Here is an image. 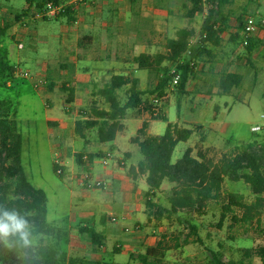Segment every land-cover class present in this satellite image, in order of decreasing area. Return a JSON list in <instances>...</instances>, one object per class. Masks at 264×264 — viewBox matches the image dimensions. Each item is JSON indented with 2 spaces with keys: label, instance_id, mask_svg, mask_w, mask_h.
<instances>
[{
  "label": "rangeland",
  "instance_id": "374dc122",
  "mask_svg": "<svg viewBox=\"0 0 264 264\" xmlns=\"http://www.w3.org/2000/svg\"><path fill=\"white\" fill-rule=\"evenodd\" d=\"M28 1L0 0V16L5 20L10 17L16 19V15L25 16L24 9ZM37 1L33 0L34 4ZM102 1L106 2L104 6L100 5ZM254 1L233 0V3L228 6L229 11L227 12L225 9L224 12L230 17L243 14L245 15L244 19L248 16L256 18L257 15L252 10L256 4ZM96 4L100 9L96 12L94 8H91L93 9L91 10L92 15L84 17L79 25L68 22L66 18L31 22L29 29L34 31L36 36L25 39V49L31 48L32 56H36L37 59L48 60L49 64L44 68L35 65L36 62L34 61V64L22 62L20 66L34 72L45 69L48 76L52 74L57 77L62 85L70 82V79L61 76L60 73L67 70L71 74L73 71V66L66 63L68 58L78 56L80 61L93 57L105 59V56L110 52L111 54L115 53L122 60L128 58L129 63H132V58L144 51H149L151 54L153 52V54L165 53L166 41L175 38L179 29L192 27L198 33L207 16L206 7L203 14L196 15L193 19L186 18L185 14L190 7V0H97ZM216 22L219 23L220 18H217ZM84 35L93 38V44L88 51L80 50L77 46L78 41ZM64 38L70 40L67 45L66 57L63 56L65 54L63 51L49 52L55 45L61 48V42ZM193 39L197 41V35ZM104 45L107 46L106 49ZM149 45H153L155 48L147 50ZM8 57L9 64L16 60L12 52ZM3 63H6L4 50L0 49V100L11 103L12 118L17 121L19 133L22 135L21 163L24 172L29 182L35 188L44 191L47 196L48 223L69 231L70 242L66 247L68 256L87 257L92 260L119 264H143L147 250L155 248V251L150 254L148 264H213L212 251L217 252L224 261L235 260L242 264H262L257 255V250L264 244V216L261 224H258L256 219L250 223L235 222L233 214L228 215L223 222L221 221L222 206L226 202L225 195L227 193L243 194L248 204L255 201V196L250 188L243 182L226 181L223 187L224 196L218 201L208 203L204 216L185 211L161 221L155 219L148 221L147 210L144 206L146 198L142 194L135 201L132 216L125 217V215L111 213L113 215H108L104 223H101L95 216L83 219L77 207L78 198L82 196L84 191L83 187L100 191H105V188H88L86 185L75 187L71 182L60 180L55 175L53 170L54 154L49 143V133L54 129L49 126L46 118L47 115H52L62 122L69 120L70 116L67 114H75L79 118L81 111L89 106V102L86 101V104H82L80 109L73 107V109L66 110L65 108L64 110L62 102L66 100L67 94L63 89L52 84L50 80L43 91L37 90L32 81L20 77L11 79L14 86L12 88L7 87ZM200 68L201 66L198 67V70ZM262 75L264 76V72ZM261 78L255 87L252 86L254 87L252 89H248L251 87L248 82L241 86L243 100L235 102L232 112L230 114L226 112L224 116L225 119L228 117L227 120L231 122H248L243 126L241 133H239L238 142L233 143L234 145H247L252 142L264 144V77ZM156 81V75L148 72L141 78L140 88L147 92L153 88ZM169 91L176 100L178 97L177 89L174 88V90L170 89ZM43 92L45 94L56 93L53 101L49 97H45ZM119 95L120 100L124 102L127 99L126 89H122ZM145 97L154 102L152 96L146 95ZM169 100L162 98L160 103H153L155 111L158 112L165 104L164 114L169 122H177L179 115L184 118L192 117L187 109L186 98L182 100L180 109L174 100L168 105ZM44 102L48 103V108H53L47 109ZM100 105L107 108L103 100H101ZM144 114L146 112L129 110L126 120L127 122H135L141 119ZM149 117L151 120L150 115ZM205 119H210L208 114ZM127 122L124 134L128 137L134 136L135 128ZM154 122L155 131L158 128L159 133L163 135L167 123L161 120ZM257 125L262 128V131L252 133L251 127ZM191 144L192 140L189 144L180 143L174 152L173 162L180 159L185 149ZM104 145L108 144L98 143L97 146L102 147ZM234 145L228 147L227 153L230 154L233 151ZM74 146L78 150L88 148L81 140L74 141ZM129 146L137 150V146L130 143ZM95 148L96 146L91 147V149ZM137 154L142 157L139 151ZM221 157L222 154H215L210 158L218 161ZM74 166L78 174L90 173L86 171L85 167ZM174 186L175 184L165 181L153 201L163 207H169L168 197ZM235 215L238 219L243 218L241 211L236 210ZM190 224L197 226L198 235L192 234ZM82 225H96L98 230L105 231L107 239L105 251L102 254H95L92 251L89 237L87 235L82 236L78 232L79 226ZM198 238L201 242H198ZM48 241H57V238L54 237L49 240L44 236H38L32 239V243L35 245L48 243ZM116 247L121 249V254H115ZM247 250H250L248 255Z\"/></svg>",
  "mask_w": 264,
  "mask_h": 264
},
{
  "label": "trees",
  "instance_id": "16d2710c",
  "mask_svg": "<svg viewBox=\"0 0 264 264\" xmlns=\"http://www.w3.org/2000/svg\"><path fill=\"white\" fill-rule=\"evenodd\" d=\"M48 2L59 3V0H39L36 5L43 7ZM28 3L29 6L24 9V14H28L33 6L31 1ZM231 3L232 0H190V7L185 14L188 19L203 14L207 7V16L199 31L200 43L204 47L198 44L190 48L195 30L179 29L175 38L166 41V54L141 53L133 59L139 70L158 73V82L154 88L144 92L139 89L138 79L123 75L113 76L109 84L94 92L93 97L96 99L81 111L80 117L75 121L76 136L85 140L87 132L96 131L98 141L102 144L114 142L118 133L124 130L123 121L129 110H144L150 114L152 120L167 123L163 135H150L148 134L149 123L144 122L136 136L130 140L131 144L139 148L143 157L137 166L130 167L129 175L133 179L141 175L146 176L149 188L144 196L148 221L152 219L161 221L185 211L204 216L208 203L218 201L224 196V183L229 181L243 182L247 185L255 196V201L248 204L243 194L227 193L226 202L222 206L221 221L223 222L228 215L233 214L235 222L250 223L256 219L258 224H261L264 216V144L252 142L235 146L230 154H224L218 161L208 158L201 149H198L194 155L193 148H188L180 159L173 162L172 158L177 145L187 142L193 130L181 128L177 123L169 122L163 111L156 112L155 107L144 100L146 95L154 96L156 99L166 97L173 82V70L180 76L176 85L177 93L184 94L195 69L190 65V60H183L184 56L190 51L194 57L200 58L210 54L206 46H220L221 34L228 22V15L224 11ZM74 14L72 8H67L55 19L66 18L72 23L75 21ZM21 17L22 15H16V21H20ZM217 18H220L219 23L216 22ZM239 27L243 32L244 21L241 19H239ZM9 29L10 25L0 16V44L6 38ZM88 43L89 39L82 38L79 47L86 48ZM257 43L252 37L248 38V45L244 47L248 57L254 53ZM165 62L171 67H165ZM5 69V72L13 74V70L7 64ZM47 80L49 81L48 78ZM242 80L239 74L226 73L221 77L219 86L224 94H228L232 89L239 87ZM126 87L128 88L127 99L122 102L119 91ZM63 91L67 94L66 105L73 104L74 89L65 85ZM99 99L104 101L107 108L100 105ZM12 115L11 103L0 100V216L5 212H15L25 219L28 222L31 241L38 236H44L49 240L56 237L57 241L38 245L31 243L25 246L19 234L9 235L7 238L0 237V264H119L87 257L68 256L66 247L70 242L69 231L63 227L51 225L47 221V196L27 179L21 163L22 135ZM85 157L88 163H92L94 159L103 157V154H76L77 164H85ZM57 169L58 166L54 164L55 175L63 180L64 175L58 174ZM165 181L175 184L168 197L169 207H163L153 201ZM236 210L243 212V218H237ZM189 227L193 235H198L197 226L190 224ZM78 232L89 237L95 254H102L105 251L107 239L105 231L98 230L95 226L82 225L79 226ZM198 242H201L200 238ZM115 250V254H121L120 248L116 247ZM154 251L155 248L147 250L143 264H148L150 254ZM246 253L248 255L250 250ZM211 255L213 264H242L235 260L224 261L217 252L212 251ZM257 255L264 264V244L257 250Z\"/></svg>",
  "mask_w": 264,
  "mask_h": 264
},
{
  "label": "crops",
  "instance_id": "0c3cea01",
  "mask_svg": "<svg viewBox=\"0 0 264 264\" xmlns=\"http://www.w3.org/2000/svg\"><path fill=\"white\" fill-rule=\"evenodd\" d=\"M29 1L32 2L33 6L36 5L34 4L35 2H33V0ZM64 1L65 0H59V2ZM254 2L256 4H254L255 6L252 10H254V13L257 15L256 18L264 19V0H255ZM96 3L97 0H89V4L82 5L78 9L74 10V25H79L83 21L84 17L86 18L91 16V10H93L91 8H94V10L97 12L100 7ZM101 4L104 6L106 2L102 1V3L100 2V5ZM28 6L29 3L27 2L26 7ZM226 9L228 12V6ZM243 11H245V9H243ZM227 15L229 16L228 22L223 33L221 34L222 41L220 46H206V48L210 50V54L204 55L200 58L194 57L192 53L189 52L186 54V56H184L183 60L187 59L190 60V63H195L194 73L189 79V83L184 94L177 93L178 97L175 100L169 93V90L171 89L170 87V89L167 91L166 97H164L170 99L168 105L174 100L179 109L181 107L182 100L184 98L187 99V109L192 114V117L184 118L179 115L178 121L171 123H177L181 128L193 130L191 138L187 142H182L189 144L192 140V144L189 145L185 151L188 148H193V154L196 155L197 150L201 149L204 151V153H206L208 158L215 154H222V156L224 154H229L227 153L229 149L228 147L230 145H234L233 143L238 142L239 133H241L243 126H245L248 122H231L227 120L228 117L225 119L224 116L226 112L229 114L232 112L235 102H241L243 100V89L240 90V88L245 82H248L251 86L248 89H252L259 82L260 77H264L262 75L264 72V26L260 27L252 34V39L256 40L258 43L252 56L248 57L242 45L244 36L241 31V27H239V19L244 21L245 15L240 14L236 17H230L229 14ZM4 22L10 25V29L6 38L0 44V49L4 50V59L6 60V63H3L2 66L5 73L4 77L7 79L6 85L7 87L12 88L14 83L11 82V79H15V77L13 74H11V72H5V64H7L9 68L13 70V67L16 64H21L22 62L34 64L35 61V65H40L45 68L49 64V61L45 59H37L36 56H32L31 48L26 50L25 44L24 49L20 50L18 48V44L20 42L23 41L24 43L26 38L36 36L34 31H31L30 29L28 31L23 30L20 23L18 25V22L20 21L17 22L16 19L11 17L6 20L4 19ZM195 35H197L199 40V32L195 33ZM82 38L89 39V43L86 48L79 47V42L82 40ZM82 38L78 41L77 46L80 50L88 51L91 49L93 44V38L89 35H84ZM192 39L190 48L198 45V40L194 41V39ZM69 41L70 40L64 38L61 42V48L55 45L49 50V52L56 53L57 51H63L65 52L63 56L66 57V54L68 53L67 45ZM104 47L105 49L107 48L105 45ZM150 48H155V46H147V50ZM11 52L13 53V56L16 58V60L9 64L10 62L8 56ZM142 53L151 54L149 51H144ZM161 54H166V50L165 53L161 52ZM136 56H134L132 59H134ZM66 63L73 66V71L71 74L67 70L62 71L60 75L70 79V82L63 83L61 85V82L57 77L53 76L52 74H49L48 76V73H46L47 78L57 88L63 89L66 85L69 88H73L75 91L74 103L69 105L71 108H68L69 106L66 105V100H63L62 103L64 110L65 108L66 110L73 109V106L82 107V104H86V101H88L90 105L92 100L96 99L93 97L94 92L109 84L111 78L116 75H123L138 79L139 89L144 91L140 88V80L149 72L139 70L133 60L132 63H129L128 58H123L122 60L116 56L115 53L111 54L110 52L105 56V59H97L93 57L89 58L88 60L84 59L80 61L77 56L66 59ZM164 66L171 67L170 64L166 62L164 63ZM199 66H201L200 70H198ZM239 68L241 69L239 70ZM152 73L156 75L158 80V73ZM226 73L239 74L243 78L241 85L232 89L228 94H224L219 86L221 77ZM157 82L158 81H156L153 88L156 86ZM125 89L127 90L128 88L126 87ZM244 89L247 88L244 87ZM55 95L56 93H48L45 94V97H49V99L53 101V97ZM152 97L154 102L147 99L146 97H144V100L148 101L152 105H154L153 103H155V100H158L157 103H160L161 99H156L154 96ZM100 102L101 100L99 99V103ZM45 107L47 109L53 108H48V106ZM165 107V104L162 105V108L158 110V112L163 111L164 113ZM138 112L142 113L145 111L141 110ZM148 114L149 113L146 112V114H144L141 119L136 120L135 122H127L126 116L124 120L125 122L123 121L124 130L118 133L114 142L105 143L108 145H104L102 147L97 146L100 142L98 141L96 131L87 132L85 140L76 136L75 121L77 120V117L75 114H67L70 116V118L66 122L59 121L52 115H47V123L54 129L49 133V143L54 154L53 166L55 164L56 156H58L64 169L63 180L71 182L75 187H83L84 183H82V178L84 173L78 174L74 166L78 165L76 162V154H103V157L94 159L92 163H88L85 157V164L78 165L85 167L86 171L90 172V180L86 182V186H88V188H90L89 186L95 181H103L106 183L105 191L85 189L83 187L84 191L82 192V196L78 198L77 206L79 214L83 219L95 216V218H98L101 223H104L106 217H108V215L111 213H117L118 215H125V217H128L132 214L135 201L142 194L144 196V193L148 190L149 187L146 181V176L141 175L136 179H133L129 175L130 167L137 166V164L143 159V157H139L137 154V151H139L138 147L136 150L135 148L129 146V143L131 144V138L136 136L137 131L142 128L144 122L149 123L148 134L161 135L158 128L156 129L157 131H155V122L152 119L150 120V114ZM207 114L208 118H210L208 120L205 119ZM221 114L222 117H220ZM126 122L134 126V136L128 137L124 134V131L126 130ZM252 128L253 127H251L250 131L252 133H256L252 131ZM76 140L83 141L84 145L88 148L82 150L76 149L74 146V141ZM92 146H96V148L91 149ZM235 146L240 145L235 144L234 147ZM85 235L86 234H83L82 236Z\"/></svg>",
  "mask_w": 264,
  "mask_h": 264
},
{
  "label": "built area",
  "instance_id": "2783aa9c",
  "mask_svg": "<svg viewBox=\"0 0 264 264\" xmlns=\"http://www.w3.org/2000/svg\"><path fill=\"white\" fill-rule=\"evenodd\" d=\"M89 4V0H65L64 2L54 3V2H48L43 7H38L37 5L32 6L29 10V13L23 16V18L20 20L21 28L25 31L29 30V24L31 22H35L38 20H52L57 17H59L67 8H72L73 10L78 9L80 6ZM264 26V19L263 18H254L251 16H248L244 19V29H243V47L248 45V38L252 36L254 32H256L260 27ZM191 44V42H190ZM198 44L203 48L204 45L200 43V39L198 40ZM18 48L20 50L24 49V43L20 42L18 44ZM189 53H192L189 51ZM190 65L193 67L195 65L194 62H191ZM172 74L174 75L173 82L171 85V90H174L176 88V85L178 84L180 80V76L178 73L175 72V70L172 71ZM13 76L15 78L20 77L24 80H30L33 82L34 87L39 90L43 91L44 87L47 85V74L45 70H39L37 72L24 69L20 66V64H16L13 67ZM155 102H158V100H155ZM45 106H48V103H44ZM75 107V106H73ZM68 108H71L70 106ZM76 109H80L79 106L75 107ZM262 128L260 126H256L252 128L253 132H260ZM87 160V158H86ZM55 164L58 166L57 173L60 175H64V169L62 162L58 156H56ZM85 175L82 178V183L86 185V182L90 180L89 174L84 173ZM90 188L95 189H104L106 188V183L103 181H95L90 186Z\"/></svg>",
  "mask_w": 264,
  "mask_h": 264
},
{
  "label": "clouds",
  "instance_id": "9594fccd",
  "mask_svg": "<svg viewBox=\"0 0 264 264\" xmlns=\"http://www.w3.org/2000/svg\"><path fill=\"white\" fill-rule=\"evenodd\" d=\"M16 234H19V238L25 246L32 243L28 222L15 212H5L0 216V237L7 238L9 235Z\"/></svg>",
  "mask_w": 264,
  "mask_h": 264
}]
</instances>
